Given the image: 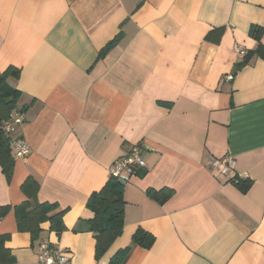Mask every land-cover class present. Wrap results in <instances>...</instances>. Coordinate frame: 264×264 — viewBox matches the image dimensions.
Masks as SVG:
<instances>
[{
	"label": "crops",
	"instance_id": "1",
	"mask_svg": "<svg viewBox=\"0 0 264 264\" xmlns=\"http://www.w3.org/2000/svg\"><path fill=\"white\" fill-rule=\"evenodd\" d=\"M252 26L264 28V0H0V72L18 71L11 114L30 147L19 159L10 145L11 181L0 165L6 264H45L43 243L69 264L123 251L122 264H264V34L260 54ZM238 49L249 60L236 73ZM134 148L146 167L122 184L124 230L98 257L88 199ZM227 156L235 170L220 175L212 161ZM28 180L64 212L63 232L18 229ZM166 189L164 202L149 195Z\"/></svg>",
	"mask_w": 264,
	"mask_h": 264
},
{
	"label": "trees",
	"instance_id": "2",
	"mask_svg": "<svg viewBox=\"0 0 264 264\" xmlns=\"http://www.w3.org/2000/svg\"><path fill=\"white\" fill-rule=\"evenodd\" d=\"M250 34L260 44L258 52L262 53L261 37L264 34V28L259 26H252ZM116 38L110 42L106 48L100 53V57H104L117 42ZM249 56H246L243 62L236 65L235 72L239 71L248 63ZM16 74V69L9 68L6 72H0V165L6 175L8 181H11L13 176V160L11 157L10 140L5 137L1 130V123H3L13 109L16 108L19 91L11 88L7 84L8 75ZM24 192L28 195L33 204L28 201L16 208V216L18 222V229L22 232H29L34 239L39 238L41 233V225L49 222L51 230L61 233L64 231L63 215L64 212L52 214L56 210V205L49 203H38L36 199L37 189L36 185L28 180L23 186ZM172 191L169 189L162 191H150L149 195L160 202H164L171 195ZM124 186L116 179L111 178L104 188L97 193H94L88 199L87 206L94 213V218L89 222L90 229L94 234L96 240V254L98 257L103 256L114 243V241L121 236L124 230V214L125 201L123 198ZM166 195V196H164ZM164 196V197H162ZM9 208H0V215L3 216L8 212ZM7 237H0V264H6L12 261L8 256V250L4 243ZM134 241L144 248H150L154 242V237L144 230H138L134 236ZM128 251L118 253L110 262V264H122V260Z\"/></svg>",
	"mask_w": 264,
	"mask_h": 264
},
{
	"label": "built area",
	"instance_id": "3",
	"mask_svg": "<svg viewBox=\"0 0 264 264\" xmlns=\"http://www.w3.org/2000/svg\"><path fill=\"white\" fill-rule=\"evenodd\" d=\"M240 58H244L246 53L238 49ZM228 79L232 80L233 77L229 76ZM25 117L23 113H13L1 123L2 132L10 138L11 145L13 147L15 157L22 159L28 156L30 153V147L23 137L18 134L19 128L23 125ZM146 163L142 158L141 149L134 148L128 155L117 160L110 168V175L121 184L129 182L131 176L137 172L145 169ZM212 167L220 175L230 174L235 170L236 160L232 156H227L223 159H215L212 161ZM66 251L61 250L58 247L50 246L43 243L40 246L39 259L45 264H69L70 257L66 254ZM98 264H105L99 262Z\"/></svg>",
	"mask_w": 264,
	"mask_h": 264
}]
</instances>
